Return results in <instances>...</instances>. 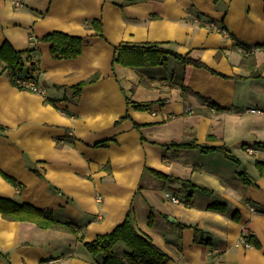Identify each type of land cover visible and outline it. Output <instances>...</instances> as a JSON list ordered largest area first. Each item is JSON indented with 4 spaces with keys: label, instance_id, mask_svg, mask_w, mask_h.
<instances>
[{
    "label": "crops",
    "instance_id": "1",
    "mask_svg": "<svg viewBox=\"0 0 264 264\" xmlns=\"http://www.w3.org/2000/svg\"><path fill=\"white\" fill-rule=\"evenodd\" d=\"M55 30L83 37L80 54L53 58L39 39ZM4 40L36 45L42 92L15 87L0 67L1 198L52 210L84 241L130 212L170 256L166 264H264V176L255 164L264 161L256 145L264 142V52L244 55L238 45L264 44V0H0ZM121 41L167 42L204 66L172 56L156 66L112 63ZM94 75L78 93L70 88ZM127 98L152 103L139 110ZM185 141L198 147L169 145ZM214 201L227 211L208 209ZM250 234L258 247L247 245ZM82 241L0 212V264H97Z\"/></svg>",
    "mask_w": 264,
    "mask_h": 264
},
{
    "label": "trees",
    "instance_id": "2",
    "mask_svg": "<svg viewBox=\"0 0 264 264\" xmlns=\"http://www.w3.org/2000/svg\"><path fill=\"white\" fill-rule=\"evenodd\" d=\"M127 1L128 0H113V2L119 5ZM88 24L98 33H101L102 25L100 20L92 19L88 21ZM39 40L49 44L50 54L55 59L76 57L80 54L85 42L84 38L81 36L57 30L47 33ZM238 45L242 48L243 52L249 50V46L242 44ZM263 45L264 44L257 46ZM35 51V44L23 50L14 49L7 40H4L0 44L1 72H4L8 76L11 84L19 89L30 90V87L23 83L26 81H33L37 84V77L39 76L40 70L37 59L33 58ZM168 56L178 59L183 64L191 63L196 66H204L199 59H194L188 54L177 53L167 42L121 41L113 48L112 63H118L129 67L156 66L163 64ZM249 56H251V54ZM249 64L251 68H253L254 62L252 60H249ZM254 76H259V73L254 74ZM96 79L97 77L95 75L91 76L86 80L70 86V88L78 93L84 85L92 83ZM151 103L152 102L133 101L127 98V105L139 110L149 109ZM209 106L217 110L221 108L216 103H211ZM105 144L106 140H103L97 142L95 145L104 146ZM169 145L175 148L198 147V144L194 141L172 142ZM256 145L264 146V142H257ZM201 149L207 150V148L203 146ZM255 164L259 174L264 176V161H256ZM154 174L165 181L181 180L184 185L190 188L189 190L195 188L193 183L185 179H180L155 170ZM239 176L244 184L250 183L252 180L245 171L240 172ZM6 178L14 181L10 177ZM207 208L225 213L228 207L225 202L214 201L209 203ZM0 212L6 219L31 221L41 228L67 230L74 233L77 239L83 240L82 236L78 235L77 230L71 223L58 221L53 216L52 210L44 211L30 204H19L10 199L0 197ZM233 218H239L236 211L233 214ZM247 241L251 242L253 246H259L258 241L251 234L247 237ZM82 242L91 255L93 262L97 264H166L171 259L170 256L155 245L147 235L137 230L133 224L130 212H128L125 219L117 224L111 231L98 234L90 241L83 240ZM119 243L123 244L124 247H122V249H118Z\"/></svg>",
    "mask_w": 264,
    "mask_h": 264
},
{
    "label": "built area",
    "instance_id": "3",
    "mask_svg": "<svg viewBox=\"0 0 264 264\" xmlns=\"http://www.w3.org/2000/svg\"><path fill=\"white\" fill-rule=\"evenodd\" d=\"M195 21H197V22H200V19H199V17H197V18H195ZM208 24H210L212 27H214V28H216L218 31H220L222 34H225V35H227L228 33H227V30L225 29V28H223V27H217L216 26V24L215 23H213V21H210ZM257 50H259V51H263L264 52V45L263 46H250L249 47V50L248 51H242V53L244 54V55H250V54H253L255 51H257ZM26 86H28V87H30V90L31 91H36V92H42V89L37 85V84H35L33 81H26V82H23ZM251 112H260V110L258 109V110H256V109H249ZM246 151L247 152H249V153H251V152H253V148H251V147H246ZM165 196L166 197H168V198H170L172 201H174V202H178L179 201V198L178 197H176L175 195H173V194H170V193H168V192H165ZM251 243L250 242H247V245H250ZM50 262V261H49Z\"/></svg>",
    "mask_w": 264,
    "mask_h": 264
},
{
    "label": "rangeland",
    "instance_id": "4",
    "mask_svg": "<svg viewBox=\"0 0 264 264\" xmlns=\"http://www.w3.org/2000/svg\"><path fill=\"white\" fill-rule=\"evenodd\" d=\"M118 247H119L118 249H122V247H124V246H123V244L119 243Z\"/></svg>",
    "mask_w": 264,
    "mask_h": 264
},
{
    "label": "water",
    "instance_id": "5",
    "mask_svg": "<svg viewBox=\"0 0 264 264\" xmlns=\"http://www.w3.org/2000/svg\"><path fill=\"white\" fill-rule=\"evenodd\" d=\"M168 220H172V219L169 217Z\"/></svg>",
    "mask_w": 264,
    "mask_h": 264
}]
</instances>
